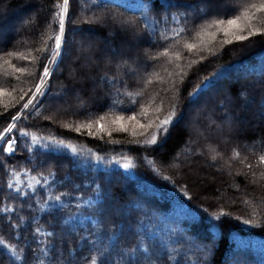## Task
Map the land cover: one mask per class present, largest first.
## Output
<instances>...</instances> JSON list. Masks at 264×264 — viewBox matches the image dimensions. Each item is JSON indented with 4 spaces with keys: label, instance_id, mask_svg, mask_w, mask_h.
Wrapping results in <instances>:
<instances>
[{
    "label": "trees",
    "instance_id": "1",
    "mask_svg": "<svg viewBox=\"0 0 264 264\" xmlns=\"http://www.w3.org/2000/svg\"><path fill=\"white\" fill-rule=\"evenodd\" d=\"M214 1L69 0L60 57L42 85L44 94L36 95L13 122L14 150L9 152L3 148L4 141L0 143V264H264V163L259 160L264 156V34L225 44L239 30L233 29L229 37L217 32L211 39L205 34L220 26L203 30L209 22L227 21L259 0H244L242 6L219 12L176 13ZM27 3L41 4L44 13L25 23L19 33L24 41L13 48L2 30L18 26L11 22ZM62 4L63 0H0V88L8 90L0 98V132L29 98L37 84L35 75L50 65ZM113 23L120 28H113ZM253 24L264 29V12L256 14ZM77 29L93 32L101 43L110 42L113 51L129 38L151 46L144 63H131L134 72L128 66L117 70L113 63L104 68L109 78L103 75L106 80L94 91L89 72L100 71L91 63L101 54V43L95 51L93 44L82 43L81 62L76 65L71 60L74 50L68 49L75 44L71 35L81 39L74 34ZM240 34L246 36L247 29ZM187 44L196 47L189 51ZM124 53L116 61L132 60L130 52ZM61 56L70 60L68 65L61 64ZM127 72L133 76L124 79ZM250 76L255 79H249L245 89L251 101L243 103H252L257 125L238 137H260L261 144L243 151L237 142L223 143L222 148L208 142L218 156L216 162L225 164V173L218 179L234 187L222 198L216 197L212 183L193 192L192 178L181 171L179 160L173 168L160 166L188 137L187 130L174 124L186 101L205 92L209 103L204 114L219 130L233 112L243 116L238 102L228 100L232 98L229 87L239 97V79ZM110 78L116 82L114 87L107 86ZM220 85L223 90L218 91ZM58 88L80 91L87 104L92 93L101 99L100 104L69 114L72 121L83 119L87 110L133 115L140 110L155 112L162 103L168 109L178 103L180 111L174 113L167 133H158L151 144L146 143L151 134L76 131L63 127L69 120L47 105L49 93ZM209 106L225 109L209 115ZM166 116L158 115L153 127ZM73 143L81 150L68 147ZM49 157L61 161H46Z\"/></svg>",
    "mask_w": 264,
    "mask_h": 264
},
{
    "label": "rangeland",
    "instance_id": "2",
    "mask_svg": "<svg viewBox=\"0 0 264 264\" xmlns=\"http://www.w3.org/2000/svg\"><path fill=\"white\" fill-rule=\"evenodd\" d=\"M243 2H244V0H216L214 2H207L205 4H202V5H200V7H196V8L194 7V8H192V11L185 9V8H180L179 11H176V13H178V14L179 13L180 14L181 13H188L190 16H193V15L197 14L198 12L203 11L204 9L211 11V12H219L221 10L228 8V7H233L234 5L235 6L237 5V7H239L240 5L242 6ZM3 5L4 4H1V6H3ZM81 8L83 9L82 6H81ZM43 13H44V10H43V6L41 4H34L33 5L31 3H27V5L24 6V9H22L20 11V13L15 15V20L11 22V23H18V26L14 27V24H13L12 28H10V30H6L7 28H4L2 30L3 31V33H2L3 38H11V41L15 45L13 43H11V44H13L12 45L13 48H16V46L18 45V43L20 41H24L23 37L21 35H19L20 29L26 28V27H24L26 22H33L32 20H33L34 16H42ZM65 15H66V13H65ZM122 21L124 22L123 24H125V26L128 28V24H127L128 21L125 18ZM242 22L243 21L241 20V23ZM119 25L120 24H118V23H113L112 26H113V28H120ZM125 26H123L124 27L123 31L128 33L129 31L126 30ZM213 27H215V25ZM226 27H227V24L225 23L224 25H220L219 28H226ZM217 32L219 33V35L222 33L224 34L223 31H219L218 28L217 29L214 28L213 32L206 33L205 35L208 36V39H211V38H215L211 35V33H217ZM230 33L228 35H230ZM238 33H239V31L238 32L235 31V33H234L235 35H232L231 37H229L227 35L229 37L228 39H230V40L235 39V36L238 35ZM74 34L79 35V37H81V39L72 38V35H71L70 36V39H72L71 42H73L75 44H74V47H69L68 50L71 49V53H73V50H74L75 55H74V57L73 56L71 57V60L74 61L75 64L77 65L79 62H81V56H82L81 54H82L83 49H84L82 43H84V44L89 43L88 45L93 44L94 47H92L93 48L92 50L95 51V50H97L96 44L97 43L100 44L101 42H100V38L95 36L93 34V32L80 31L79 29H77V30H75ZM74 34H73V37H75ZM240 35H242V34H240ZM150 37H151V34H150ZM131 39L129 38V41H127L128 43L127 42L124 43L123 41H121L119 44H117V46L115 47L116 51H113L112 49H110V47H111L109 44L110 42L101 43V48L99 51L101 54L95 60H93L91 63L94 66H98L100 71L97 72L98 74H94L92 72H89V73H91L90 75H91V80L93 81V90L94 91L96 89L99 90V87H101L103 81L106 80L103 77V75L107 76L106 72L103 71L104 68H107L108 66L114 64V67H115V69L117 68V70L121 69L123 66H128V69L130 70V72L131 71L134 72L135 67L133 68L131 63H134V62L137 63L140 61L142 63L145 62V60L147 58L146 52L149 50V48L151 46L150 42L145 43L144 40L140 41V40H133V39L131 40ZM151 43H152V41H151ZM60 49L57 50L59 55H56L57 52H55V54H54V56L56 57L55 64L59 60ZM124 52H127V53L130 52V54L133 56L132 60L127 61V60L122 59V62H118V60L116 61V58L119 59L118 57L125 54ZM60 61H61V64L63 66H66L69 64L70 60H68L67 58H62V56H61ZM111 63H113V64H111ZM55 64L49 65L51 70L55 66ZM143 65L144 64H142V66ZM77 68L80 71H82V69H83V68H81V65L78 66ZM139 69L141 70L140 66H139ZM113 71H114V68H113ZM35 72L36 71H35V67H34L32 74L34 73V75H35ZM42 72H43V70L35 75V79H36L37 84L40 82L39 77H40V74ZM71 72H72V69H71ZM130 72H127L124 75V79H127V77H131L132 74ZM106 78H109V77L107 76ZM114 85H116L115 80H113V78H110V83L108 82L107 86L114 87ZM61 86H63V87H67V86L68 87L69 86L74 87L72 85H65V84H63ZM221 89L223 90V85L219 86L218 91ZM82 90H83V88H82ZM7 92H8V90H5L4 88H0V98H1V96H3V94H7ZM34 92H35V88L33 89V91L31 92L30 95H32ZM248 94L249 93L247 91V94L243 96L244 102L246 100H248V97H247ZM49 97H50V100L48 101L47 105H49L50 108H52V111H54V113L57 114L59 112L64 119L69 120V124H65V126H63V127L73 129V130H76L77 128H87V130H93V131L97 130L98 132L103 131L106 133H112L113 131H116L118 133L128 132V133H131V135H135V136H139V135H143V134L145 136H149L155 128V127H153L154 126V119L158 115H161V114L168 115L169 113H173V112L176 113L179 110L177 108L178 103L172 104V106L170 104L169 107L170 106L171 107L169 109L167 108L168 106H166V104L162 103V104H158V106H156L155 112L154 111L153 112L147 111V110H145L146 108H144V110H145L144 112H141V110L139 109L140 113H138L136 115V120H128L127 119L129 116H132L131 114L128 115V114H123V113H119V112L113 113V112H101V111H96L95 114H93L94 112L90 113L87 110L85 112V114H83V116H84V117H82L83 119L76 120V121L74 119L72 121V120H70V118L68 116L69 114L75 115L76 113H78L77 111H81L82 109L86 110L87 107H90L92 104H100L101 99H99V97L96 98L95 93H92L89 95V103L87 104V101H83L80 91L75 90V89H69V90L63 89V90H61L60 88H58L55 91H51L49 93ZM208 97H209L208 94L205 92L204 94H201L197 98H193V99L189 100L188 102L186 101V103L184 105L185 107L183 106L182 111L180 112V117L177 120V122L174 124V127H177V126L183 127L185 130H187L188 137L184 143L177 146V148L175 149L173 154L169 157L167 162L164 163L165 165L161 164L160 166L173 168V166H172L173 162L176 160H179V163L181 164L179 166L181 168V171H187L188 174L192 178L191 183H193V185L191 186V189L193 192L195 191L196 188H198V186H199V188H203V187H205V185L207 183H212L213 184L212 191L215 193L217 198H222L227 193V190L231 187L233 188L234 186L231 182L222 183L221 179H218L219 174L222 175L225 173V167L223 166L225 164L223 162H221L222 160L216 162L218 156L213 151V148L211 146H209L208 142L209 143H210V141L213 143L216 142L218 145H220L221 148H222L223 143H225V144L229 143L230 145H232L234 142H237L243 151H250L254 147H257L258 145L261 144V138L255 137L254 139L245 140L242 137H238V134L242 133L243 130L257 125V114L255 113L256 110L253 108L252 103H250L249 106L243 107V109H242L243 112H241V113H243V116H240V114H238L239 112L238 113L233 112V114L230 117V120L228 122L223 121L221 123L222 127L220 126V130H219L218 125H216V123L211 119V116L206 117L207 115L205 116V114H204L203 110H205L206 106H208L207 104L209 103L207 101ZM229 98H228V100H230ZM108 99H107V101H108ZM25 101H27V100H25ZM60 101L62 103L61 105L58 104ZM250 101H251V98H249L248 102H250ZM23 104H24V102H23ZM229 106L231 107V105H228V108H229ZM211 107L209 106V108H211ZM241 108H242V106L239 107V111ZM157 109H159V110H157ZM224 109L225 108H222L221 110L211 108L210 109L211 114H209V115H217V113L222 112ZM150 112H152V113H150ZM85 115H88V116H85ZM100 117H104V119L101 120ZM118 117H123L124 119L118 121L117 120ZM13 122L14 121L9 122L8 125L13 124ZM150 122L152 123V127H141V125L147 126ZM8 125L6 127H8ZM89 125H91V127H89ZM101 125H103V130L101 129ZM122 125H123V127H121ZM222 129L225 133V136L221 134ZM3 130H2V132H3ZM116 132H115V134H116ZM135 132H137V133H135ZM9 139L14 141V143L12 145V148L14 150V145H16V138L12 132L9 133L8 136L6 134V139L3 140L4 141L3 148L5 150L8 148L7 140H9ZM168 140L169 139H167V141ZM59 142L56 141V143H59ZM163 144H165V143H163ZM163 144L160 145L159 147H157V151L159 153H161L163 151V146H164ZM198 144H199L200 148L195 147V145H198ZM73 147L75 148V151L81 150L80 146H78L75 143H73ZM223 153H225V152H222L220 154V156L221 155L223 156ZM230 155L232 157L233 152H230ZM49 160L50 161L51 160L61 161L59 159V157H55V158L49 157L46 159V161H49ZM220 162H221V164H220ZM173 171L176 172L175 170H173ZM175 175H176V178L180 177L179 173H176ZM193 192H192V194L195 195ZM120 205L122 206L123 204H120ZM123 207L125 208V205ZM224 261L226 262V259Z\"/></svg>",
    "mask_w": 264,
    "mask_h": 264
},
{
    "label": "snow or ice",
    "instance_id": "3",
    "mask_svg": "<svg viewBox=\"0 0 264 264\" xmlns=\"http://www.w3.org/2000/svg\"><path fill=\"white\" fill-rule=\"evenodd\" d=\"M68 6H69V0H63V4L59 6L60 11L57 13V16L59 17L58 21V27H59V34L55 36V49H60L62 46V34L64 32V27H65V22H64V15L68 11ZM255 11H252V10ZM264 12V0H259L258 3H250L248 4L244 10L238 14L235 15L234 17L227 19V21L223 19H216L211 22H209L206 26V28H203L204 31L207 30V28H211L214 25L215 26H220L224 25L225 23L227 24L226 28H219V31H223L224 34L227 36L230 32H232L233 29H237L241 32H243L245 29H247V35H236L235 40H245L250 38L253 35L256 34H264V29H259L256 28L253 24V20L256 19V14ZM241 20H243V23H241ZM203 27V26H202ZM197 35H200V33H197ZM213 37H215L216 33H211ZM233 41L230 39H226L224 41L225 44L232 43ZM186 47L188 48L189 51L193 50L196 45L195 44H187ZM8 55H14L13 53H8ZM56 55H59L57 52ZM26 59V57H25ZM56 62V57L53 56L51 60L49 61L50 64H55ZM18 71H23V69H18ZM51 69L48 65H44L43 72L40 74L39 77V83L36 84L35 86V93H33L32 97L23 105L24 109H27L29 105L33 104V101L36 98V95H43L42 91V85L45 83V79L51 75ZM23 99V97H21ZM159 110V109H157ZM20 113L17 114V116H13L12 119L16 120L18 119ZM136 113L134 112L132 116H129L127 119L128 120H136ZM174 116L173 113H169L164 119L159 120L158 123L155 125V131L151 133V138L146 141V143H155L157 141V134L159 133L161 136L167 133L168 131V125L171 123L172 119ZM100 119H104V117H100ZM123 117H118L117 120H123ZM115 122V121H114ZM15 125L9 124L8 127H6L3 132H0V140H5L6 139V134L11 133ZM91 127V125H89ZM123 127V125L121 126ZM141 127H152V123L150 122L147 126L141 125ZM101 129L103 130V125H101ZM76 131H80V128H77ZM14 141L9 139L7 140L8 148L6 149L7 151L11 152L13 150L12 145ZM59 143H63V141H60ZM68 147H72V150L75 151V148L71 145H68ZM238 155V154H237ZM259 160L261 163H264V156H260ZM130 166L129 164H125L124 167L127 168ZM56 199H59L57 197Z\"/></svg>",
    "mask_w": 264,
    "mask_h": 264
},
{
    "label": "bare ground",
    "instance_id": "4",
    "mask_svg": "<svg viewBox=\"0 0 264 264\" xmlns=\"http://www.w3.org/2000/svg\"><path fill=\"white\" fill-rule=\"evenodd\" d=\"M64 22H65V15H64ZM63 39V38H62ZM57 52V51H56ZM249 79H251V80H254L255 79V77L254 76H250V77H248V78H246V79H244V78H242V79H239V80H242V81H240V88L238 89V91H239V97H235V94H233L234 92H233V88L230 86L229 87V92H230V95L232 96V98L230 99V103L231 104H233V102L236 100L237 102H238V104H239V106L241 107L242 106V108H241V110L243 109V107H244V103H243V96L244 95H246L247 94V89H245V87H247L248 86V80ZM254 82V81H253ZM246 92V93H245ZM25 103H27V101H25L24 102V104ZM23 104V105H24ZM23 105L21 106V108L18 110L19 112H17V113H20L24 108H23ZM247 106V105H246ZM245 106V107H246Z\"/></svg>",
    "mask_w": 264,
    "mask_h": 264
},
{
    "label": "water",
    "instance_id": "5",
    "mask_svg": "<svg viewBox=\"0 0 264 264\" xmlns=\"http://www.w3.org/2000/svg\"><path fill=\"white\" fill-rule=\"evenodd\" d=\"M62 38H63V35H62ZM17 116V115H16ZM2 140H0V142H1Z\"/></svg>",
    "mask_w": 264,
    "mask_h": 264
}]
</instances>
